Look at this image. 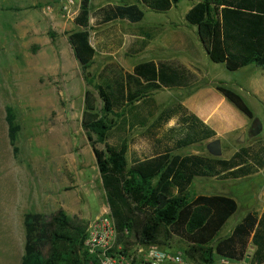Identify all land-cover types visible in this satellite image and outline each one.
Listing matches in <instances>:
<instances>
[{"label": "trees", "instance_id": "obj_1", "mask_svg": "<svg viewBox=\"0 0 264 264\" xmlns=\"http://www.w3.org/2000/svg\"><path fill=\"white\" fill-rule=\"evenodd\" d=\"M90 1L79 0L72 19L79 29L68 32L67 41L85 83L97 89L101 100L98 107L93 91L85 89L81 126L88 133L120 252L129 254L136 245L173 248L177 239L184 245V255L197 264H214L216 257L233 261L248 257L249 264H264V207L260 213L248 209L231 232L220 237V230L237 210L236 200L225 194H194L190 190L196 176L225 180L258 172L264 166V142L242 145L228 158L176 153L214 137L216 132L180 102L155 115L157 104L152 94L160 88L192 85L197 74L179 59L169 58L143 60L130 71L110 60L95 76L90 75L88 68L96 54L89 39ZM179 1L118 0L97 8L94 22L123 19L137 23L144 18V8L167 12ZM184 19L199 32L212 62L223 63L230 71L249 64L264 69V0H198ZM152 35L149 28H141L126 55L143 50ZM215 87L247 118H254L237 91L222 82H216ZM174 117L175 124L166 127ZM5 121L9 143L16 151L19 124L10 105L5 107ZM139 127L150 147L149 155L130 148L127 134ZM98 142L105 148H98ZM88 223L62 207L50 213H24L20 264H86L81 249Z\"/></svg>", "mask_w": 264, "mask_h": 264}, {"label": "rangeland", "instance_id": "obj_2", "mask_svg": "<svg viewBox=\"0 0 264 264\" xmlns=\"http://www.w3.org/2000/svg\"><path fill=\"white\" fill-rule=\"evenodd\" d=\"M45 1L0 0V264H20L25 240L24 213H50L62 207L68 214H77L91 222L108 209L88 133L81 126L85 89L93 91L98 107L101 100L97 89L85 83L67 41V33L79 28L71 18H63L61 27L53 24L59 15L58 5L55 4L48 13L44 9ZM196 1L181 0L167 12L144 8V19L139 24L119 20L96 24L94 11L118 0H91L90 42L96 48V54L88 68L90 75L95 76L110 60L123 62L128 70L147 60L144 51L126 56L133 34L139 33V28L153 30L152 25H165L155 23L165 17L173 20L172 25L178 31L181 25L187 24L184 15ZM189 33V42L185 44L186 58L191 59L199 70V84L222 82L241 92L254 117L264 124V103L247 86L253 77L264 73L254 65L230 71L223 63L212 62L196 39L195 31L192 29ZM170 90L173 89L161 88L154 92L158 109L172 103L174 93ZM7 105L13 108L19 124L16 151L7 136ZM110 117L116 121L115 116ZM141 132L142 128H137L127 134L130 148L149 155V147ZM240 133L222 141L221 157H228L239 145L264 142V130L256 136L246 130L243 142H239ZM204 144H191L178 153H194L197 149L209 155ZM96 146L105 148L102 142ZM190 190L194 194H225L236 200L237 210L219 232L223 237L248 209L260 210L264 206V169L225 180L196 176ZM183 246L177 239L172 242L174 249ZM131 253L135 254L134 248ZM138 261L134 259L133 264ZM214 264L249 263L245 260L224 263L216 257Z\"/></svg>", "mask_w": 264, "mask_h": 264}, {"label": "crops", "instance_id": "obj_3", "mask_svg": "<svg viewBox=\"0 0 264 264\" xmlns=\"http://www.w3.org/2000/svg\"><path fill=\"white\" fill-rule=\"evenodd\" d=\"M23 3L25 5V2H23ZM78 6H79V3H78ZM143 19L137 23H130L127 20H123V19L119 20V21H124V23H126V24H139L143 21ZM114 21H118V20H114ZM114 21H111V22H114ZM89 23H90V15H89ZM108 23H110V22H108ZM155 23H161V24L165 23V25H157V26L152 25L151 26L153 28L152 39L150 40L149 44L140 52H142V51L146 52L145 58H147V60L177 58L182 63H184L186 66H188L193 71H195L198 79L192 85H189L186 87H172V88H167V89H173V90H170L174 93V99H173L171 104L176 103V102H180L188 110V112L193 113L196 117H198L200 120H202L208 126H210L216 132L214 137L203 140L201 142H204L206 144L209 140L217 137L220 139V142L222 143L223 140H229V138L231 136L237 135L240 132L241 133L245 132L246 130L248 131L252 119L247 118L244 114H242L238 109H236L234 106H232V104H230L225 99V97L216 89V87H215L216 82H211V83H208L205 85L199 84V79H200L199 70L191 63V59L186 58L187 47L185 46V44L187 42H189V38L187 36L190 35L189 31L192 29H193V31H195L196 39L199 41L195 27L190 26L186 22L187 24L181 25L179 30L176 31L172 25L173 20H170L169 17L160 18V20L155 21ZM53 24H55L58 27H61L63 24V17L59 14L56 17V19L53 21ZM104 24H106V23H104ZM168 24H171V25H168ZM138 32L139 33L136 32L135 34H133L134 38L139 37V34L141 33V28L138 29ZM89 39H90V36H89ZM140 52H138V53H140ZM138 53H136V54H138ZM148 53L150 54V57H147V56H149ZM176 56H180V57H176ZM119 63L121 66H123V68L125 70H128L123 62L120 61ZM250 65H253V64L246 65L240 69H244L245 67H249ZM254 67L256 69L261 70L262 74L264 73L263 68L257 67L255 65H254ZM132 68L130 70H132ZM130 70H128V71H130ZM247 86L251 90L252 94L264 103V74L261 76H258V77H253V79H251L248 82ZM154 92H153V94H154ZM237 92L243 98H245L241 92H239V91H237ZM154 99H155V97H154ZM155 101H156V99H155ZM156 104H157V101H156ZM171 104H169V105H171ZM169 105L163 106L161 109H158V105H157L155 115H157L163 108H165ZM253 114H254V112H253ZM254 116H255V114H254ZM259 120L261 123V131L258 134H260L264 130V124H263L261 119H259ZM175 122H176V118L174 117V118L170 119V121L166 124V127H169V126L175 124ZM142 131H143V128H142ZM141 135H142V132H141ZM146 143H147V141H146ZM251 143H252V141H251ZM205 144H204V148L206 150ZM226 144H228V143H226ZM148 147H149V145H148ZM238 147H240V145ZM238 147H235L233 149V151L230 153V155ZM198 149H200V148H198ZM179 150H177L176 153H178ZM149 151H150V147H149ZM198 151L199 150L195 149L194 153L206 155V154H203V153L198 152ZM228 157H226V158H228ZM263 169H264V166L256 173H259ZM263 207H262V209H263ZM262 209L256 210V211L258 213H260L262 211ZM70 215H72V214H70ZM249 249H253V247L250 246Z\"/></svg>", "mask_w": 264, "mask_h": 264}, {"label": "built area", "instance_id": "obj_4", "mask_svg": "<svg viewBox=\"0 0 264 264\" xmlns=\"http://www.w3.org/2000/svg\"><path fill=\"white\" fill-rule=\"evenodd\" d=\"M55 4L65 19H73L78 9V0H46L45 11L52 12ZM85 232L81 253L87 258L86 264H133L134 259L139 260L136 264H197L187 258L181 249L157 244L136 245L133 247L135 254L131 251L129 254L121 253V246L117 243V229L109 208L89 222ZM220 259L224 263L230 261L224 257Z\"/></svg>", "mask_w": 264, "mask_h": 264}, {"label": "water", "instance_id": "obj_5", "mask_svg": "<svg viewBox=\"0 0 264 264\" xmlns=\"http://www.w3.org/2000/svg\"><path fill=\"white\" fill-rule=\"evenodd\" d=\"M197 37L199 39V42L201 43L202 47L204 48L203 42L200 38L199 32L197 31ZM205 50V48H204ZM206 52V50H205ZM207 54V53H206ZM261 131V123L260 120L256 117H254L251 121L250 127L248 129V133L251 134L252 136H256L259 132ZM244 133L242 132L239 138V142L244 141ZM206 150L209 153L210 156L212 157H217L220 158L222 155V148H221V142L220 139L215 137L214 139L209 140L205 144ZM245 261H248V257L245 259Z\"/></svg>", "mask_w": 264, "mask_h": 264}]
</instances>
